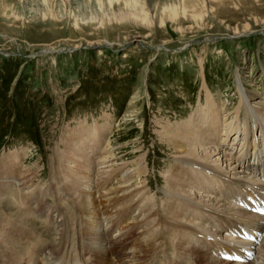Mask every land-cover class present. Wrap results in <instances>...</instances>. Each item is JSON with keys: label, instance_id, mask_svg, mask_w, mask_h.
<instances>
[{"label": "rangeland", "instance_id": "374dc122", "mask_svg": "<svg viewBox=\"0 0 264 264\" xmlns=\"http://www.w3.org/2000/svg\"><path fill=\"white\" fill-rule=\"evenodd\" d=\"M134 1L0 0V168L16 179L28 168L34 177L30 189L18 192L12 182L0 195L5 256L10 247L27 257L31 241L46 247L57 238L52 219L26 213L36 196L42 202L35 206L55 207L60 220L78 225L77 207L56 190L70 184L59 163L67 138L108 122L87 152L98 159L110 142L116 168L143 162L150 195L161 204L176 164L165 122L187 119L207 92L229 120L243 87L264 103V0H137L149 21L118 18ZM158 255L152 263L167 264Z\"/></svg>", "mask_w": 264, "mask_h": 264}, {"label": "bare ground", "instance_id": "6f19581e", "mask_svg": "<svg viewBox=\"0 0 264 264\" xmlns=\"http://www.w3.org/2000/svg\"><path fill=\"white\" fill-rule=\"evenodd\" d=\"M137 4L135 0L130 12H120L117 17L135 16L149 21L147 15L140 14ZM204 102L201 100L194 113L181 123L174 126L168 121L163 125V140L172 148L176 164L165 176L168 187L162 190L161 204L150 195L143 162L136 168H116L119 165L113 161L110 142L98 159L87 152L102 140L108 122L93 132L67 138L63 151L67 158L60 156L59 163L61 177L69 178L70 184L56 190L62 200L77 207L78 225H71V218L68 224L63 217L60 220L62 212L55 207L35 206H40L36 196L26 213H35L40 220L52 219L57 238L46 247L36 244L34 248V242L27 244L30 240L25 234L29 252L27 257L18 258L16 249L9 247L11 243L5 249L9 251L7 255L2 252L7 241L0 230L1 238H5L0 264H153L158 254L167 264H264V214L248 213L237 204L239 197L248 194L264 202V103L256 93L243 87L235 116L229 120L211 92L206 93L205 105ZM8 168H0V195L12 182L18 192L31 188L34 177L28 168L17 179L7 172ZM139 178L141 181L135 183ZM160 208L165 212H160ZM64 242L68 247L71 243V251L67 252ZM165 249H172V258L168 259Z\"/></svg>", "mask_w": 264, "mask_h": 264}]
</instances>
